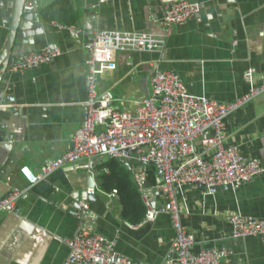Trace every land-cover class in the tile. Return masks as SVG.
<instances>
[{
  "label": "crops",
  "instance_id": "crops-1",
  "mask_svg": "<svg viewBox=\"0 0 264 264\" xmlns=\"http://www.w3.org/2000/svg\"><path fill=\"white\" fill-rule=\"evenodd\" d=\"M28 1L32 0L24 4ZM175 1L179 0H104L97 8V0H36L39 12L32 16L25 44L15 39L4 53L14 0H0V199L14 191L22 193L13 212L0 214V264H64L78 236L81 202L87 204L89 227L109 240L116 254L142 264L172 259L174 232L162 197L154 196V222L127 227L119 195L100 185L107 158L64 166L30 189L20 169L26 166L38 174L68 150L72 134L83 123L85 46L94 22L111 32L159 35L164 6ZM183 1L198 4V13L173 27L160 56L98 52L96 92L111 100L114 111L133 114L151 96L148 64L158 57L161 68L174 71L190 95L219 103L233 102L264 81V0ZM59 25L76 28L79 34ZM45 48L58 49L60 56L39 68L12 72L23 51ZM226 123L228 144L264 163V93ZM7 124L10 129L3 134ZM120 165L142 201L140 191L147 179L149 186L160 181L154 167L145 166L143 181L136 178L141 174L135 162ZM90 187L97 189L94 197L85 194ZM176 194L195 250H230L222 264L264 262V236L234 239L227 221L233 214L264 219V175L237 188L183 186Z\"/></svg>",
  "mask_w": 264,
  "mask_h": 264
},
{
  "label": "built area",
  "instance_id": "built-area-1",
  "mask_svg": "<svg viewBox=\"0 0 264 264\" xmlns=\"http://www.w3.org/2000/svg\"><path fill=\"white\" fill-rule=\"evenodd\" d=\"M103 2L97 0V8ZM198 10V4L183 0L166 4L163 32L159 35L111 32L101 28L98 21L94 22L92 37L85 46L87 100L83 105V123L72 134L68 150L44 165L38 174H33L26 166L20 169L30 189L62 167L82 159L105 157L133 161L141 174L136 178L143 181L145 166H153L160 181L140 192L148 211L144 222L152 223L156 219L157 211L152 204L156 193L162 197L163 210L171 221L173 257L162 264H222L230 256L231 251L226 248L195 250L194 237L182 223L176 189L183 186L206 190L224 186L237 188L264 175L263 162L244 156L238 148L228 144L226 123L229 117L264 93V81L233 102L219 103L190 95L174 71L161 68L158 57L148 64L151 96L140 102L135 113L120 114L111 108L109 98L97 95V55L100 51H125L160 56L173 27L193 19ZM22 11L36 17L39 4L28 1ZM59 27L75 36L79 34L76 28ZM58 56L60 51L55 48L25 51L17 56L11 70L14 73L33 70ZM108 67L113 66L109 64ZM96 192L95 187H90L85 194L94 197ZM21 194L14 191L0 199V214L13 212ZM79 206L83 212L78 216V236L70 244L64 264H142L116 254L113 244L89 227L90 215L85 213L87 204L81 202ZM227 221L234 239L264 236V219L233 214ZM127 227L135 228L130 224Z\"/></svg>",
  "mask_w": 264,
  "mask_h": 264
},
{
  "label": "trees",
  "instance_id": "trees-1",
  "mask_svg": "<svg viewBox=\"0 0 264 264\" xmlns=\"http://www.w3.org/2000/svg\"><path fill=\"white\" fill-rule=\"evenodd\" d=\"M120 164L121 161L108 160L102 166L101 170L104 172L102 171L103 173L100 177V185L103 190L108 192L115 191L119 195L124 221H127L131 225L140 224L146 218V207L143 204L137 188L131 182L130 174L124 171L123 166ZM149 166L153 167L151 165ZM106 168L109 169L108 173L105 172ZM146 183V186H149L150 180L147 179Z\"/></svg>",
  "mask_w": 264,
  "mask_h": 264
},
{
  "label": "water",
  "instance_id": "water-1",
  "mask_svg": "<svg viewBox=\"0 0 264 264\" xmlns=\"http://www.w3.org/2000/svg\"><path fill=\"white\" fill-rule=\"evenodd\" d=\"M32 1L36 2V0H32ZM24 2L25 0H14L13 13L11 16L10 35H9V40L7 43V48L5 49L4 53L7 51L8 47L11 45V42H13L15 39H22L23 44H25L24 35L29 32V26L33 24L32 15L29 12L22 11ZM10 66H11V62L8 65V67ZM8 129H10V125L7 124L6 127L2 131L3 134ZM8 136L10 137V134H8ZM230 187L231 186H224L220 188H212L209 190L212 191V190H218V189H227Z\"/></svg>",
  "mask_w": 264,
  "mask_h": 264
}]
</instances>
